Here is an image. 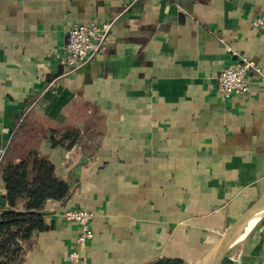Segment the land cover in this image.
<instances>
[{
  "label": "crops",
  "instance_id": "obj_1",
  "mask_svg": "<svg viewBox=\"0 0 264 264\" xmlns=\"http://www.w3.org/2000/svg\"><path fill=\"white\" fill-rule=\"evenodd\" d=\"M261 15L264 0H0V157L23 118L81 133L70 150L38 145L70 190L19 264H197L264 197ZM92 22L109 35L68 74L63 31ZM243 59L259 73L224 99L216 77ZM78 208L93 214L81 247L63 218ZM218 264H264V210Z\"/></svg>",
  "mask_w": 264,
  "mask_h": 264
},
{
  "label": "trees",
  "instance_id": "obj_2",
  "mask_svg": "<svg viewBox=\"0 0 264 264\" xmlns=\"http://www.w3.org/2000/svg\"><path fill=\"white\" fill-rule=\"evenodd\" d=\"M80 138L76 129L45 131L20 120L2 158L7 210L0 214V264H19L32 238L46 230L41 213L46 202L69 196L68 183L58 178L54 165L39 154L40 141L46 139L53 148L70 150ZM149 264L184 262L158 259Z\"/></svg>",
  "mask_w": 264,
  "mask_h": 264
},
{
  "label": "built area",
  "instance_id": "obj_3",
  "mask_svg": "<svg viewBox=\"0 0 264 264\" xmlns=\"http://www.w3.org/2000/svg\"><path fill=\"white\" fill-rule=\"evenodd\" d=\"M136 1L138 0H129V2ZM253 25L263 28L264 15L255 18ZM111 26L112 23L97 24L92 22L88 24H73L63 31L66 38L63 61L67 66L68 74L75 73L100 51L109 35ZM251 72L259 73V70L247 59L226 67L216 77L218 93L224 99L247 94L249 92L248 75ZM3 154L4 151H2L0 159ZM63 218L67 222H73L78 225L80 229V233L76 238L78 246H84L86 241L92 238L91 223L93 214L91 212L79 208L68 210L64 212ZM79 258V254L75 251L68 255L69 261L75 262Z\"/></svg>",
  "mask_w": 264,
  "mask_h": 264
},
{
  "label": "water",
  "instance_id": "obj_4",
  "mask_svg": "<svg viewBox=\"0 0 264 264\" xmlns=\"http://www.w3.org/2000/svg\"><path fill=\"white\" fill-rule=\"evenodd\" d=\"M264 210V197L255 202L218 240V242L208 251L198 262L199 264H218L227 248L234 242L247 220L255 214ZM206 257V259H205Z\"/></svg>",
  "mask_w": 264,
  "mask_h": 264
},
{
  "label": "bare ground",
  "instance_id": "obj_5",
  "mask_svg": "<svg viewBox=\"0 0 264 264\" xmlns=\"http://www.w3.org/2000/svg\"><path fill=\"white\" fill-rule=\"evenodd\" d=\"M260 213V212H259ZM259 213L255 214L252 218H250L249 220L246 221V223L243 225L241 231L239 232L237 239H241L245 232L247 231V229L249 228V226L255 221V219L259 216ZM208 256V254L206 255V257ZM205 257V259H206ZM199 264V263H197Z\"/></svg>",
  "mask_w": 264,
  "mask_h": 264
}]
</instances>
